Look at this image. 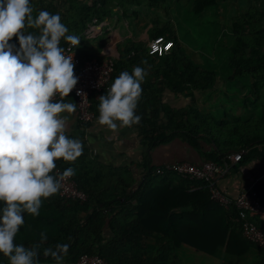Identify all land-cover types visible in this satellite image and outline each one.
<instances>
[{"label":"trees","instance_id":"trees-1","mask_svg":"<svg viewBox=\"0 0 264 264\" xmlns=\"http://www.w3.org/2000/svg\"><path fill=\"white\" fill-rule=\"evenodd\" d=\"M215 3L216 0H195V14H201L205 7ZM32 5L35 10L34 16L40 10L59 12L61 16L63 15L57 8L49 7V4L47 5L43 0H32ZM98 8L95 4L93 14L89 15V12H85L83 18L85 24L82 26H69L75 27L70 29V34L80 37L87 28L86 22L95 17L100 21L99 16H102V13ZM263 23L264 8L257 2L246 12L237 13L231 25V38L234 42L228 51L221 53V56L224 55V58L228 59L231 80L250 79L253 82L254 90L251 91L256 98L255 104L257 101L264 102ZM29 31L35 30L29 29ZM160 34L164 33L157 32L156 36ZM169 39L174 41V47L163 56L150 55L147 45L140 43L121 48L120 55L115 60L113 80L124 69H131L137 65L149 67L148 75L142 85L143 95L140 103L150 109L153 120H158L162 112L165 113L167 120L162 125L149 121L148 139L151 142L167 141L177 134L192 140V144L195 145L198 143L197 135L206 132L214 137L219 147L220 152L215 155L217 158L212 160L218 163H222L223 159L233 151L240 149H248L250 153L257 151L256 146L264 145V136L251 135L250 132L245 134L244 130L251 131L252 124L241 122L222 124L216 120L212 121L208 119L213 117L212 114L205 116L195 106V93L214 91L219 80L218 73L216 70L208 69L203 63H197L199 59L194 60L189 56L174 35H170ZM64 44L67 43L62 41V45ZM82 57L91 58L83 54ZM166 90L190 98L191 105L172 109L163 104L162 94ZM93 109L95 111V108ZM262 109L264 112V103ZM258 123V128L264 130V119L258 120ZM83 157L81 161H85V165L77 162L63 164L56 161V169L63 171L69 167L74 168L76 174L73 178L86 198H66L60 191L44 200L39 216L25 214V224L22 226L46 233L48 242L45 246H54L58 242L69 243V252L65 257L67 264H77L83 254H99L109 264H181L177 249L182 245H190L203 253L216 255L221 247L231 244L233 238L244 243L249 249H261L243 235L242 223L237 220L238 213L234 203L225 210L220 203L210 199V194L202 181H192L176 173L159 175L155 173L156 168H154L152 172L164 179L174 175L179 177L180 185H166L161 195L146 202L143 192L139 191L138 195L127 193L128 183L125 178H119L113 185L98 184L95 177L101 176L102 173H95L92 165L87 167L86 161L89 159L85 160ZM91 163L90 160L89 164ZM194 182L200 183L202 189L189 191ZM259 195L261 198L260 193ZM122 198H136L138 204L132 208H120L118 206L125 205L121 202ZM189 207H193L190 215L186 213ZM116 211L118 214H115ZM208 211L215 215L220 214L222 220L217 219L216 226L206 225L205 229V224L209 223L208 220L205 221L208 219ZM252 221L264 230V222H261L259 217H255ZM107 223L111 227L113 236L106 241L104 231ZM188 224H191L192 229L196 227L197 231L183 234L184 226ZM39 240L40 235L16 237V243L25 246H31ZM148 241L154 245H149ZM42 257L41 252L40 260ZM6 259L8 260L0 254V264ZM261 264H264V255Z\"/></svg>","mask_w":264,"mask_h":264},{"label":"crops","instance_id":"crops-1","mask_svg":"<svg viewBox=\"0 0 264 264\" xmlns=\"http://www.w3.org/2000/svg\"><path fill=\"white\" fill-rule=\"evenodd\" d=\"M45 3L63 13L62 20L68 27L85 24L83 21L85 12H89V15L93 14V7L97 4L98 11L102 13V16L97 14L101 20L99 21L95 17L86 22V26L88 28L96 19L98 33L95 36H87L86 28L80 35L79 51L85 57L105 59L112 56L116 60L120 55L121 48L130 44L143 43L147 45L157 32L164 33L160 35H164L168 39L170 35H174L182 44L190 42L189 40H196L202 35L203 29L212 28L213 23L208 22V12L220 11V24H222L225 18L223 12H227L228 15V12L234 11L237 14L246 11L256 2L254 0H216L215 4L205 7L201 14H195V0H47ZM233 16L229 17L228 15L225 19L229 21ZM228 24V22L225 23L226 27ZM74 26L69 27V30L75 28ZM132 69H124L123 71L131 72ZM146 69L149 71L148 66ZM236 85L226 88V85L223 84L221 89L219 88V98L214 96V92L218 88H215L214 91L196 92L195 106L205 116L212 114L213 117L208 118L209 120H216L222 124L230 122L250 123L253 133L248 129L244 130L245 134L250 132L251 135L264 136V130L258 128V120L264 119L262 109L264 102L257 101L255 104V95L250 94V91L254 90V84L250 79L244 80L243 84ZM233 87L238 91L236 99L238 101L240 99V102L235 101V97L233 98L228 93L229 88L232 90ZM246 92L248 94L245 96L244 93ZM102 94H97L93 98V108L96 112L95 121L89 126H82L78 122L75 112L70 115L67 129L70 136L83 141V159L92 161L89 164L87 160L86 166L92 165L91 167L95 168V173H102L101 176L95 177L98 184L111 185L112 183L113 185L119 178H125L128 183L127 193L138 195L139 191L140 193L143 192L142 194L145 193V201L148 202L157 198V195H161L166 185L179 186L181 180L175 175L170 176L169 179L157 176L152 172L154 168L181 161L202 164L217 158L215 155L217 152L219 154V147L216 145L214 137L206 132L197 135L198 143L195 145L192 144V140H187L182 135L177 134H174L167 141L151 142L148 139L149 121L162 125L166 123L167 117L162 112L158 120H153L150 109L140 102L137 113L142 116V120L139 125L120 128L116 131L99 125L97 123L99 116L98 97ZM230 98L233 100L232 104H230ZM241 102H243V107L239 106L238 111H236V105ZM162 103L172 109H181L188 107L192 102L190 98L166 90L162 94ZM203 106L208 112L202 111ZM217 134H219L218 131ZM256 150L251 151V153L248 149L238 150L243 152L241 161L235 164L230 173L218 182L220 189L232 201H235L245 188L254 185L264 202V145L256 146ZM82 156L75 162L85 165V161H81ZM209 156L213 157L209 158ZM58 161L63 164L69 163L63 159ZM242 168H245L246 171L242 172ZM201 189V184L194 182L189 191L194 192ZM121 202L125 205L118 207H126L125 209L138 204L136 198H122ZM192 209L193 207L187 208L186 213L190 215ZM115 214H118V211ZM207 216L208 219L205 221L208 220L209 223H206L204 228L206 229V225L216 226L220 214L215 215L208 211ZM259 218L261 222H264V218ZM190 226L191 224L184 226L183 234L197 231L196 227L192 229ZM187 228L188 231H186ZM230 230L233 231L231 228ZM104 232L106 241L111 239L113 234L108 223ZM40 233L42 232L38 229L23 227L18 235L37 236ZM148 244L154 245L151 241H148ZM200 253L203 256H199ZM177 255L181 264H261L264 251L263 249H249L244 243L233 238L231 244L221 247L216 255L203 253L186 244L177 249ZM203 257L208 260H203ZM50 259L51 257L43 256L40 264H55V261ZM67 263L65 258L64 264ZM2 264H9V262L6 259Z\"/></svg>","mask_w":264,"mask_h":264},{"label":"clouds","instance_id":"clouds-1","mask_svg":"<svg viewBox=\"0 0 264 264\" xmlns=\"http://www.w3.org/2000/svg\"><path fill=\"white\" fill-rule=\"evenodd\" d=\"M34 11L32 0H0V254L9 264H40L41 252L64 264L69 243L45 246L44 232L31 246L16 243L25 214L39 216L44 200L76 174L72 167L54 171L56 161L74 163L84 148L67 131L77 103L65 98L79 77L74 54L62 45L76 48L81 39L59 12ZM147 75L141 65L120 72L98 97L97 123L113 131L139 125Z\"/></svg>","mask_w":264,"mask_h":264},{"label":"built area","instance_id":"built-area-1","mask_svg":"<svg viewBox=\"0 0 264 264\" xmlns=\"http://www.w3.org/2000/svg\"><path fill=\"white\" fill-rule=\"evenodd\" d=\"M99 1V0H97ZM95 19L86 30L87 36L96 35L98 28ZM67 54H74L75 75L79 77L78 83L69 94L70 99L77 103L76 116L82 126L92 124L96 119V113L93 109V97L97 94L106 92L113 82L115 72V58L110 56L105 59L83 58L79 48H74L70 44H64ZM174 47V41L164 35H158L150 39L147 44V50L150 55L163 56L169 53ZM77 89L80 95H77ZM243 152L236 151L228 154L222 163L215 161H205L202 164H194L187 161L166 164L155 169V173L166 175L176 173L183 178L192 181H202L210 194V199L220 203L223 207L229 208L234 203L238 218L242 223L243 235L251 242L264 249V230L258 227L252 219L255 217L264 218V202L260 198L259 192L254 185L245 188L241 194L232 201L219 187V180L227 176L232 167L242 159ZM56 172H62L55 169ZM246 169L242 168V172ZM61 195L66 198L85 199V193L80 190L71 177L63 182ZM77 264H109L101 255L83 254L77 261Z\"/></svg>","mask_w":264,"mask_h":264},{"label":"rangeland","instance_id":"rangeland-1","mask_svg":"<svg viewBox=\"0 0 264 264\" xmlns=\"http://www.w3.org/2000/svg\"><path fill=\"white\" fill-rule=\"evenodd\" d=\"M43 2H47V0H43ZM254 2H257L262 8H264V0H254ZM256 5V3L253 4V7ZM249 10V9H247ZM246 10V11H247ZM245 11V12H246ZM220 11H212L207 13L208 22L213 23L212 28L207 27L206 29H203L202 35L198 37L196 40H189L190 42H187L185 44H182L189 56H191L194 60L199 59L197 63H203L208 69L210 70H216L218 73V83L216 84V88H218L217 91H215L214 96H220V90L221 86L223 84L226 85V88L228 86H237L236 84H243L244 81L242 80H231L229 75L231 73L229 68L228 59L224 58V55L221 56L222 52L228 51V48L230 45H232L234 42L233 38H231V29H232V23L236 17L237 14L235 12H228L230 18L229 21L225 18L228 17L227 12H223L225 18L222 21V24H220ZM222 13V14H223ZM226 20V21H225ZM225 21V22H224ZM229 23V26L226 27L225 23ZM264 24V23H263ZM199 30V28H197ZM247 88V87H246ZM246 90V89H245ZM228 93L234 98L235 101L240 102L236 99L238 91L235 89V87L232 88V90L229 88ZM245 96L248 94V92L244 93ZM250 94H252V91H250ZM234 101V103H235ZM230 104L233 103V100L230 98ZM236 111H238V107H243V102L238 103L236 105ZM235 108V107H234ZM207 110L204 106L202 107V111ZM199 256H203L202 253L198 254ZM203 260H208L203 257Z\"/></svg>","mask_w":264,"mask_h":264}]
</instances>
